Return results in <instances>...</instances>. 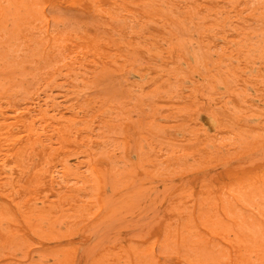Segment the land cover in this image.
Wrapping results in <instances>:
<instances>
[{
    "label": "rangeland",
    "instance_id": "obj_1",
    "mask_svg": "<svg viewBox=\"0 0 264 264\" xmlns=\"http://www.w3.org/2000/svg\"><path fill=\"white\" fill-rule=\"evenodd\" d=\"M0 264H264V0H0Z\"/></svg>",
    "mask_w": 264,
    "mask_h": 264
},
{
    "label": "bare ground",
    "instance_id": "obj_2",
    "mask_svg": "<svg viewBox=\"0 0 264 264\" xmlns=\"http://www.w3.org/2000/svg\"><path fill=\"white\" fill-rule=\"evenodd\" d=\"M200 119V118H199ZM201 120V119H200ZM11 203V202H10Z\"/></svg>",
    "mask_w": 264,
    "mask_h": 264
}]
</instances>
